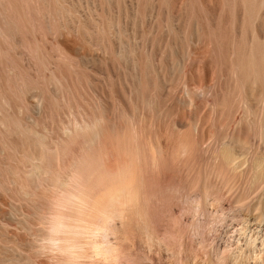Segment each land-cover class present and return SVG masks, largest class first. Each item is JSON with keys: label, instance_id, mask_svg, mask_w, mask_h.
Returning a JSON list of instances; mask_svg holds the SVG:
<instances>
[{"label": "bare ground", "instance_id": "obj_1", "mask_svg": "<svg viewBox=\"0 0 264 264\" xmlns=\"http://www.w3.org/2000/svg\"><path fill=\"white\" fill-rule=\"evenodd\" d=\"M31 2L34 0L26 7H13L29 33L34 27L31 18L44 30L75 34L81 47L89 51V56H77L79 64H89L94 55L118 59L130 67L136 94L134 99L132 95L123 96L124 101H119L126 102L128 107L124 108L128 109L117 104L113 116L108 110V103H112L103 96H91L89 112L80 107L72 110L67 102L50 125L39 122L42 94L37 88H26L29 111L22 112L17 107L18 117L4 110L0 98V131L5 136L0 146L9 144L21 165L19 174L6 165L9 182L20 201L10 199L7 207L0 210V264H35V258H47L53 264H264V0H219L222 10L233 9L223 40L216 42L210 32V45L219 47L220 62L229 77L219 93L213 84L190 86L184 78V64L180 61L189 59L203 31L194 0H182L175 15L169 13L167 0H35V7ZM2 3L0 36L10 37L15 33V23ZM158 16L166 37L178 36L179 23L183 28L175 78L152 66L147 58L139 69L133 45L121 40L125 33L122 22L129 23L133 32L143 27L149 35ZM209 28L212 30V26ZM96 84L98 80L90 87ZM50 87L52 98L58 102L59 87L52 83ZM161 87L180 94L177 100L185 107L184 121L171 118L166 95L163 101H157L160 95L155 94ZM198 102L203 103L208 115L205 146L216 139L218 147L212 156L219 158L221 166L236 175L239 182L237 190L225 188L224 205L209 209L205 203L197 209L190 207L193 197L202 196L190 187L194 178L188 180L189 188L180 193L182 199L175 201L160 188L164 181L159 179L156 187H151L133 165L150 159L153 166L155 156L162 155L158 142L149 152L143 149L138 127L147 119L165 120L171 131L177 130L172 155L185 156L190 137H196L203 120L196 116ZM214 129H218L217 133ZM104 134H110L123 146L125 157L116 163L113 172L95 183L98 193H65L66 208L56 220L55 206L48 196L37 197L33 189L45 178H49L45 181L51 184V195L70 189L69 179L81 154ZM66 141L71 142V149L65 151L64 163L46 177L49 170L45 154L57 151ZM218 177L214 184L217 190H223L228 179ZM213 193L210 189L206 196L211 198ZM9 227L23 233V237L8 233Z\"/></svg>", "mask_w": 264, "mask_h": 264}, {"label": "rangeland", "instance_id": "obj_2", "mask_svg": "<svg viewBox=\"0 0 264 264\" xmlns=\"http://www.w3.org/2000/svg\"><path fill=\"white\" fill-rule=\"evenodd\" d=\"M29 1L0 0L7 10L6 13L15 23V33L13 36H0V98L4 102V110L13 117H18L17 107L19 109L21 108L20 110L22 112H28V101L26 99V91L28 88H37L40 94H42V112L39 122L42 123L41 121H43V124L46 125L52 124V120H56L57 116L59 114L61 115V111L64 110L67 102L73 107L72 110L80 107L85 112L90 111L91 96L93 95L96 98H102L103 96L106 100L108 98L110 99L109 101L112 104L109 102V109L106 107V110H109L110 116L114 114L115 105L118 104L123 108L127 106L126 102L123 104V99L125 98L123 96L128 97L132 95V99H134L136 94L132 90L133 80L130 76V67L116 58L113 59L110 56L102 58L100 56L96 57V55H94L89 64H79V58L87 54L89 56V51L86 52L87 50L81 47L75 34L62 31L59 35L53 29L51 31L44 30L39 26L38 22L37 25L36 21L34 23L31 18L30 24L34 27H32L33 33H29L26 23L13 9L15 6L26 7ZM181 1L167 0L170 14L175 15L178 12L177 10H179ZM218 2L219 0H194V8L200 15L203 23V31L200 43L191 48V54L188 60L180 61L183 39L182 26L180 23L177 26V32H179L178 36L173 38L175 41L172 37L170 39L167 36V38L159 26L161 25L160 16L156 17L155 29L149 35L143 31V27L137 28V31L133 32L131 25L128 26L129 23L122 22L125 33L121 36V40L129 41L133 45L139 69H141L147 58L152 66L164 69L168 75L170 74L171 77L175 78L178 75L177 70H175V64L178 60V62L180 61L184 64V78L186 77L185 80L188 81V85L213 84L215 91L219 93L229 82V77L225 66L220 62L219 47L216 44L212 47L210 45V38H215L214 40L219 42L228 34L227 20L232 15L233 9L230 7L229 10H222L221 3ZM30 4H33V7H35V0ZM25 10L27 11V8ZM209 26H212V30ZM47 32L49 33L46 34ZM210 32H212L211 37ZM171 41H173V44ZM49 75L51 78L48 77ZM96 80L99 81V84H96V86L92 85L94 88L90 87L91 83ZM51 83L59 87L57 94L58 102H55L51 96ZM159 91L155 94L157 96L160 95L157 101H163V96L165 97V95L168 97L165 100L168 102L170 100L168 106L170 107L171 118H178V120L184 121L185 107L177 100L180 94L172 93L166 87H161ZM172 95L174 96L173 98L171 97ZM120 99L123 101H119ZM117 102H121L122 105ZM113 103L116 104L113 106ZM197 104L196 116L203 120L200 121L196 137H190V147L185 156L177 158L174 157V154V156L172 155L173 146L177 141V130L171 131L169 123L165 120L147 119L145 123L140 124L138 127L142 136L141 139L144 141L143 149L149 152L152 145L158 142L162 155L155 156L153 166H150V159L141 161L142 163H140L142 165L138 162L133 163V165L138 168V172L145 175L151 187L159 179L164 181L160 183V188H163L167 196L175 201L182 199L180 195L184 190L189 188L188 180L194 178L195 181L190 187H193L195 191H200L202 196L197 194L193 197L190 201V207L197 209L200 207L198 205L205 203L209 209L212 205L217 207L224 205L223 197L225 196L223 195L225 188L231 186L230 188L232 190H237L239 182L236 175L221 166L222 164L219 162V158L212 156V152H216L218 147V142L215 141L216 139H213L205 146L206 135L209 130L208 115L205 113L203 103L198 102ZM127 107L124 109H128ZM214 131L217 133L218 129H214ZM251 131L252 133L256 131V125L252 126ZM4 138L5 136L0 131V145ZM61 146L57 151L45 154V166L47 167L46 170H49L46 177H49L59 167V163L61 165L64 163L65 151L67 150L68 152L71 149V142H63ZM121 146L110 134H104L98 143L81 154L78 164L69 179V191L62 190L61 193L51 195V184L45 181H49V178H45L42 179L44 181L40 180L37 183L38 186L36 185L33 189V194H36L37 197L41 196L40 198L48 196V201L50 200L49 202L55 206L53 208V210L55 209L53 214L55 213V217L59 216V213L66 208L65 203L67 201L65 202L64 198L71 191L72 193H79L82 190H86L88 193H98L96 191L97 188L95 189V183L100 181L102 177L104 178V175L107 176L108 173L113 172L116 163L122 161L125 157L124 148L122 146L123 149H121ZM0 151V210H4L9 201H20V198L14 193L15 188L9 182L6 165H11L17 174L20 173L21 165L14 159L13 151L9 144L2 146ZM136 163L138 166H136ZM57 165L58 167H56ZM53 169L54 171H52ZM214 176H219V179H228V183L225 184L223 190L216 189ZM77 186L78 189L75 190ZM219 186L217 187L219 188ZM210 189L214 191L211 197L212 199L206 196V193ZM50 197L52 198L50 199ZM54 219L53 221L55 222L58 220V218L56 220ZM7 232L13 236H20L21 238L24 235L15 228L10 227L7 229ZM53 255L54 253H51V256ZM35 261V264H53L47 258H35Z\"/></svg>", "mask_w": 264, "mask_h": 264}]
</instances>
